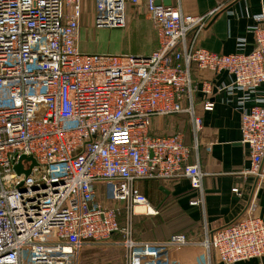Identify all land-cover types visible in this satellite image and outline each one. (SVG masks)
Here are the masks:
<instances>
[{
  "label": "built area",
  "instance_id": "1",
  "mask_svg": "<svg viewBox=\"0 0 264 264\" xmlns=\"http://www.w3.org/2000/svg\"><path fill=\"white\" fill-rule=\"evenodd\" d=\"M93 1L94 30L126 29L131 8L143 3L156 48L139 56L84 53L81 0H0V264H79L86 245L120 231L125 264H172V251L190 248L204 251L205 264L262 257L264 223L253 199L244 216L204 228L195 240L136 241L118 217L124 210L129 220L136 208L157 214L137 182L187 179L201 190L203 174L190 164L183 135H153L149 126L185 114L195 147L203 121L194 99L200 94L201 109L212 111L214 90L240 94L250 158L242 174L264 183V9L254 17L253 50L221 54L195 45L211 14L186 15L164 0ZM194 71L225 72L231 81H195ZM100 195L122 206L107 208Z\"/></svg>",
  "mask_w": 264,
  "mask_h": 264
},
{
  "label": "crops",
  "instance_id": "2",
  "mask_svg": "<svg viewBox=\"0 0 264 264\" xmlns=\"http://www.w3.org/2000/svg\"><path fill=\"white\" fill-rule=\"evenodd\" d=\"M169 5L179 7L186 15L208 16L211 14L206 26L197 33L196 47L221 54H246L253 50L254 17L264 9V0H170ZM130 13L129 25L139 28L148 25L150 28L143 3L131 8ZM94 16V1L81 0L79 40L82 29L92 27ZM141 33H146L144 37L154 41L149 51L143 54L149 55L156 48L155 32L150 30ZM79 46L78 41V48ZM192 78L195 81L205 79L215 85L221 83L228 85L231 81L225 72L213 74L208 71H194ZM239 96L238 93L230 95L226 91L214 90L211 98L214 107L208 112L201 109L203 102L201 95L195 96L196 112L203 121L195 147L187 115L155 117L150 122L152 128L149 130L153 135L170 136L181 133L185 144L192 150L190 164H198L203 174L202 187L199 191L192 189L187 179L136 183L149 204L155 209L158 208L159 213L162 212V205L173 203V209L179 217L182 215L187 221V225L182 226L181 235L189 239L195 240L201 237L204 228L213 231L244 216L246 206L251 199L256 201L259 216L264 223V183L255 185L253 178L244 177L242 174V171L249 167L250 158L248 148L241 144L240 111L236 104V98ZM250 105V103L247 104V106ZM156 118L158 119L155 121ZM233 188L240 189L242 196H235L231 192ZM199 198H201L199 205L189 204L191 200ZM136 210L137 208L132 219L137 215L155 216L137 213ZM205 255L201 248L178 249L170 253V259L172 264H205ZM210 264L222 263L212 257ZM235 264H264V255Z\"/></svg>",
  "mask_w": 264,
  "mask_h": 264
},
{
  "label": "rangeland",
  "instance_id": "3",
  "mask_svg": "<svg viewBox=\"0 0 264 264\" xmlns=\"http://www.w3.org/2000/svg\"><path fill=\"white\" fill-rule=\"evenodd\" d=\"M145 26L139 28L129 25L126 29L120 30H94L92 27L86 30L82 29L79 48L82 52L89 54L143 55L146 51H149L153 44L152 39L144 37L146 33H141L142 31L148 32L151 30L148 25ZM137 33L141 34L138 35ZM185 124L187 126L186 121ZM151 125L150 123V130ZM101 190V194H103V189ZM100 196L102 204L107 208L122 206L117 202L103 199L104 196L102 197V195ZM173 208V203L169 202L162 205L161 213L156 208L157 215L153 217L137 215L132 219L133 215H131L129 220L125 217L124 210H122L118 217L119 228L124 229L129 226L131 235L136 241H159L174 234H181L182 226L185 227L187 221L184 216L179 217ZM145 211L143 208H137L136 210L137 213H144ZM123 239L124 235L120 231L111 235L107 240L86 245L79 253V264H125L124 249L120 245Z\"/></svg>",
  "mask_w": 264,
  "mask_h": 264
},
{
  "label": "water",
  "instance_id": "4",
  "mask_svg": "<svg viewBox=\"0 0 264 264\" xmlns=\"http://www.w3.org/2000/svg\"><path fill=\"white\" fill-rule=\"evenodd\" d=\"M163 4L164 5H169L170 4V0H164L163 1ZM21 159H25V160H28V161H32V165H34V161L33 159H31V157H26V156H23ZM14 170L17 174H20L22 172V169H21V166L20 165H17L14 167ZM29 171H24V174H28Z\"/></svg>",
  "mask_w": 264,
  "mask_h": 264
},
{
  "label": "bare ground",
  "instance_id": "5",
  "mask_svg": "<svg viewBox=\"0 0 264 264\" xmlns=\"http://www.w3.org/2000/svg\"><path fill=\"white\" fill-rule=\"evenodd\" d=\"M145 211V210H144ZM149 211H152L151 209H149ZM149 215H154L153 212H149Z\"/></svg>",
  "mask_w": 264,
  "mask_h": 264
}]
</instances>
